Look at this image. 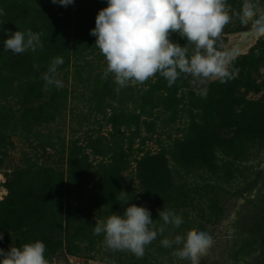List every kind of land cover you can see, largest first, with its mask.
<instances>
[{
	"label": "rangeland",
	"instance_id": "1",
	"mask_svg": "<svg viewBox=\"0 0 264 264\" xmlns=\"http://www.w3.org/2000/svg\"><path fill=\"white\" fill-rule=\"evenodd\" d=\"M252 2L264 13V0ZM227 3L238 12L244 0ZM105 7L107 0H73L66 7L51 0H0L4 11L0 15V222L5 220L1 204L11 198L10 186L16 185L19 199H31L38 190L46 193V203L52 202L58 209L61 239L66 215L76 230L86 227L92 231L87 234L92 239L90 245L79 237L72 245L55 240L52 227L34 223L37 214L33 207L20 201L13 207L11 222L0 223V249L8 251L39 240L45 244L49 264H119L104 258L112 250L105 246L103 234L93 235L94 227L87 222L105 220L122 207L123 213L135 204L134 196H144L140 206L150 211L157 226L163 223L159 211L171 210L183 218L179 228L167 226L162 236L146 246V264H190L174 255L178 246L165 248L160 241L192 229L208 233L213 240L200 264H264V37L255 36L238 50L232 67L239 73L226 83L211 80L193 86L191 77L182 74L168 87L166 79L156 74L143 85L120 88L109 74L116 97L106 96L98 109L93 87L107 62L90 30ZM242 27L250 29L251 24L242 25L233 17L217 42L218 50H225L238 32L245 30ZM75 28L79 33L72 38ZM29 29L42 33V48L19 55L4 51V40L11 33ZM170 40L181 46L187 43L175 33ZM57 57L63 59L56 73L62 87L51 85L45 90L42 76ZM201 89L206 95L198 94ZM62 91L64 98H57ZM54 98L50 121L41 125L21 122L27 113ZM114 106L137 115V122L129 127L119 124L123 116L113 113ZM115 124H119L118 133ZM100 134L110 142L98 152L100 147L90 140ZM71 140L76 142L78 155L84 152L86 167L85 173H73L72 194L67 187ZM32 156L43 164L42 173L28 182ZM113 160L118 168L115 175L124 178L132 191L116 188L114 199L120 200L117 197L123 191L126 201L106 210L101 201L91 205L90 198L93 185ZM55 175L64 184L59 193L58 187L51 190L48 186ZM68 203L76 216L70 214ZM117 255L111 257L124 263L141 260L127 251Z\"/></svg>",
	"mask_w": 264,
	"mask_h": 264
},
{
	"label": "clouds",
	"instance_id": "2",
	"mask_svg": "<svg viewBox=\"0 0 264 264\" xmlns=\"http://www.w3.org/2000/svg\"><path fill=\"white\" fill-rule=\"evenodd\" d=\"M51 3L66 7L73 0ZM0 15H4L3 9ZM233 17L242 25L251 24L257 38L264 37V13L252 0H244L238 12L231 9L227 0H107V7L99 10L95 27L90 30L107 62L102 79L112 74L120 88L143 85L156 74L166 79L168 87L182 74L191 77L193 86L211 80L229 82L239 73L238 68L232 67L238 51L218 50L217 42ZM173 33L187 43L181 46L172 42ZM41 36L30 29L15 31L4 40V51L10 50L13 55L36 51L43 47ZM61 64L63 59L55 58L43 74L45 90L51 85L62 87V81L56 79L57 66ZM198 94L204 96L206 91L201 89ZM126 198L127 193L120 191L117 199ZM158 215L163 223L156 227L147 208L131 204L123 215L112 214L96 221L93 235L103 234L108 249L127 251L141 259L146 246L162 236L167 226L179 228L183 223V218L171 210L159 211ZM160 243L165 248L178 246L174 255L180 260L200 264L213 240L208 233L192 229L173 239L165 237ZM45 251V244L39 240L10 247L8 251L0 249V264H49Z\"/></svg>",
	"mask_w": 264,
	"mask_h": 264
},
{
	"label": "trees",
	"instance_id": "3",
	"mask_svg": "<svg viewBox=\"0 0 264 264\" xmlns=\"http://www.w3.org/2000/svg\"><path fill=\"white\" fill-rule=\"evenodd\" d=\"M246 27H242V29H245ZM73 33L75 36H73L72 38L77 36V33H79V30L77 28L73 29ZM26 68V67H23ZM98 78L95 79L96 86L93 87L95 95L98 96V104L97 107L98 109H100L102 107V105L100 104L101 101L105 102L103 100H105L106 96H110V98H115L116 97V92H115V87H114V83L110 82V79H102V76L97 75ZM126 90V89H125ZM99 93L101 95V99L99 96ZM57 98H64V91L61 92V94L59 96H56ZM55 100L52 99L51 101L46 102V105H44L43 107H40L39 110L32 112L31 114L27 113V115L25 117L22 118L21 122H29V124L34 123L37 125H41L43 124V122L46 121H50L53 117V111L51 108H53V101ZM101 100V101H100ZM122 103V101H121ZM120 107V104H119ZM107 108V102L105 103V111ZM113 113L116 112H120L123 116L121 122L119 124H125L127 127H129L130 125H133L135 122H137V115H135L134 113L131 114L130 111H127L125 108H119L116 109L115 106L111 108ZM115 112V113H116ZM114 113V114H115ZM114 114H112L110 120L112 119V117L114 116ZM118 115L116 114L115 117H117ZM114 117V118H115ZM31 122V123H30ZM119 124H115V130L117 131V133L119 132ZM189 130H194V127L190 128ZM197 130V129H196ZM116 133V134H117ZM195 134V132H193ZM90 142L95 145V147H100L98 152L101 151V149L106 148L108 146V143L110 142L107 138V136L105 135H98L95 139L90 140ZM209 148V147H208ZM84 151V150H83ZM84 152H81V154L78 155L77 151H76V142L71 140V144L68 145V178H67V187L69 190V193L72 194V192H70V190L75 187L73 186L72 182L75 183V179L73 177V173L75 171L77 172H82L85 173L86 172V167L83 165V158ZM81 156V157H80ZM32 160L33 162H31V167L29 168L28 172L30 174L27 173L28 175V182H32L31 178L35 177V176H39L42 172V166L43 164L40 163L38 160V158L32 156ZM112 158V157H110ZM105 166V165H104ZM110 170L111 172H106V170ZM118 168L116 163L113 161L109 162L105 167H104V173H102L101 177L99 178V180L96 181V183L93 185L92 188V193L93 196H91V202L90 204L95 206L99 203V201H101V206H104V208L107 210L109 208H107L108 206H116V202H119L121 200H116L114 199V197L112 196L113 191H115L116 188L118 189H125V187L127 188V190H131L130 186L127 184V182L125 181L124 178L118 177L115 174H117ZM146 171L147 172H151L150 167L146 166ZM114 173V174H113ZM39 174V175H38ZM111 174V176H110ZM54 181V182H53ZM53 181L52 183L49 184L48 182V186L51 188V190H55L57 189L56 187H58V189L56 190L57 193L60 192V190L64 189V184H63V180L60 176L55 175L53 176ZM24 182H27V180H25ZM124 183H126V185L124 186ZM56 186V187H55ZM70 186V187H69ZM10 187H12V194H11V198L7 201H4L1 205H4L5 208L2 209V211L5 214V220L0 222L1 224H7L11 222V215L13 212V207L16 204H19V202H26V205L32 206L33 207V214H37L34 223H44L45 227L50 228L52 227V229L55 232L54 238L55 240H60L61 237H59L60 232L62 231L61 229V225L58 226L57 223H59L58 220V214L56 213V209L53 205V203H46L47 199H46V193L39 191L38 193H32V198L28 199L27 197L22 196L21 199H19V188L16 185H11ZM132 191V190H131ZM144 197V196H142ZM137 198L134 196V202L135 205L140 206L141 205V201L140 199L142 198ZM54 199V198H53ZM59 204V209H60V200L56 201ZM34 204V206H33ZM119 204H117L118 206ZM23 207V205H22ZM114 208V207H113ZM123 208V207H122ZM122 208L120 209H114L116 211L117 215H123L122 213ZM67 209L70 211V214H74L75 215V211L72 210L71 207V203L67 204ZM79 211V207H76V211ZM61 212V210H60ZM76 216V215H75ZM76 218V217H74ZM71 221L70 216L66 215V220H65V226H63V228L65 227V231H64V236H63V240H65L66 242H68V245H72L70 243H72L75 238L84 240V242L86 241L88 243V245H90L92 242L90 240H92L91 238L87 237V234H92L91 229H88L86 227H82L81 228V232L76 230V227L74 226L73 223H69ZM89 223L92 227H95L96 222H87ZM93 223V224H92ZM155 224V223H154ZM156 227H159V225L157 226L155 224ZM165 233V232H164ZM61 239V240H62ZM60 240V242H61ZM70 251L69 252H73L71 247L68 246L67 247ZM157 249V248H156ZM58 250V246L57 249ZM120 251H111L110 253H108V257H104L107 258L111 261L117 262L119 264H146L147 258L144 255L143 258H141L140 262H135V263H124L122 260L119 259H115L112 258L111 256H118L117 254H119ZM149 263L147 264H154L150 261H148ZM155 264H162V262L159 263H155Z\"/></svg>",
	"mask_w": 264,
	"mask_h": 264
},
{
	"label": "water",
	"instance_id": "4",
	"mask_svg": "<svg viewBox=\"0 0 264 264\" xmlns=\"http://www.w3.org/2000/svg\"><path fill=\"white\" fill-rule=\"evenodd\" d=\"M255 36L252 34V30L245 29L238 32L237 37L235 40L228 43L225 47V50L236 49L237 51L244 47L247 43L252 41Z\"/></svg>",
	"mask_w": 264,
	"mask_h": 264
}]
</instances>
